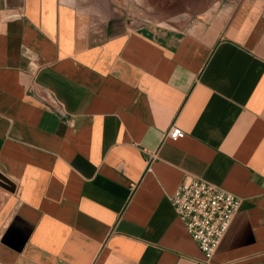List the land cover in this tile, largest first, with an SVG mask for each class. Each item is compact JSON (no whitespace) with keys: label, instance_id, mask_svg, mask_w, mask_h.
Here are the masks:
<instances>
[{"label":"crops","instance_id":"0c3cea01","mask_svg":"<svg viewBox=\"0 0 264 264\" xmlns=\"http://www.w3.org/2000/svg\"><path fill=\"white\" fill-rule=\"evenodd\" d=\"M117 13L0 0V264H264V0ZM186 175L242 199L210 260L171 203Z\"/></svg>","mask_w":264,"mask_h":264},{"label":"built area","instance_id":"2783aa9c","mask_svg":"<svg viewBox=\"0 0 264 264\" xmlns=\"http://www.w3.org/2000/svg\"><path fill=\"white\" fill-rule=\"evenodd\" d=\"M184 130L173 123L166 137L179 139ZM151 157H156L155 154ZM242 199L203 177L186 175L171 195V203L187 231L210 260L227 233Z\"/></svg>","mask_w":264,"mask_h":264},{"label":"rangeland","instance_id":"374dc122","mask_svg":"<svg viewBox=\"0 0 264 264\" xmlns=\"http://www.w3.org/2000/svg\"><path fill=\"white\" fill-rule=\"evenodd\" d=\"M218 0H111L119 24L158 21L168 24H182L186 18H197L207 10L216 7ZM121 10V12H119ZM0 202L10 191L5 186L12 183L0 177Z\"/></svg>","mask_w":264,"mask_h":264},{"label":"water","instance_id":"95a60500","mask_svg":"<svg viewBox=\"0 0 264 264\" xmlns=\"http://www.w3.org/2000/svg\"><path fill=\"white\" fill-rule=\"evenodd\" d=\"M0 177L2 178V179H5V180H7L8 182H10V183H12L10 180H9V178H7L5 175H3V173L0 171ZM0 184H1V182H0ZM5 187H7L10 191H14V189H15V186H14V184L12 183L10 186H5Z\"/></svg>","mask_w":264,"mask_h":264}]
</instances>
